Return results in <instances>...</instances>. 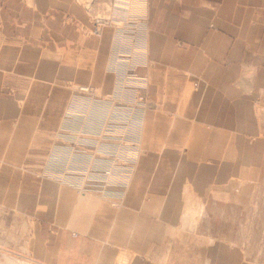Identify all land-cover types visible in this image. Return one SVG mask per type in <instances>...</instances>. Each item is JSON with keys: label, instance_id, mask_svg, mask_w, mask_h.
<instances>
[{"label": "crops", "instance_id": "obj_1", "mask_svg": "<svg viewBox=\"0 0 264 264\" xmlns=\"http://www.w3.org/2000/svg\"><path fill=\"white\" fill-rule=\"evenodd\" d=\"M104 1L114 22L144 12L133 75L150 107L123 184L90 191L47 162L67 86L109 87L99 75L114 35H87L76 0H0V252L30 264H253L238 243L264 180V0Z\"/></svg>", "mask_w": 264, "mask_h": 264}, {"label": "rangeland", "instance_id": "obj_2", "mask_svg": "<svg viewBox=\"0 0 264 264\" xmlns=\"http://www.w3.org/2000/svg\"><path fill=\"white\" fill-rule=\"evenodd\" d=\"M76 2L91 19L92 25L84 28L87 35L97 39L103 38L106 31L114 35L108 71L104 67L99 75L104 76L102 82L106 81V74L110 77L109 87L100 91L89 84L67 86L70 104L50 144L47 163L58 178L80 179L86 190H111L116 184H123L137 158L140 116L150 107L144 85L133 75V67L140 62L145 48V16L139 6L127 10L125 20L114 22L108 2ZM73 167L84 169L71 171ZM262 180L254 189L250 216L241 228L243 235L238 243L243 248L239 257L250 258L253 264H264ZM196 216L191 213L192 219ZM0 264L30 263L4 251L0 252Z\"/></svg>", "mask_w": 264, "mask_h": 264}]
</instances>
